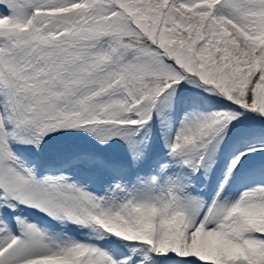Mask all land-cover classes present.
<instances>
[{
    "label": "snow or ice",
    "instance_id": "6c2138e0",
    "mask_svg": "<svg viewBox=\"0 0 264 264\" xmlns=\"http://www.w3.org/2000/svg\"><path fill=\"white\" fill-rule=\"evenodd\" d=\"M0 264H264V0H0Z\"/></svg>",
    "mask_w": 264,
    "mask_h": 264
}]
</instances>
